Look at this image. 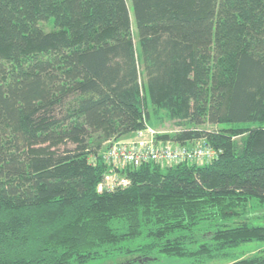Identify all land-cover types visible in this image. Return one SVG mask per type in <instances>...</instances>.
Segmentation results:
<instances>
[{
  "label": "trees",
  "instance_id": "1",
  "mask_svg": "<svg viewBox=\"0 0 264 264\" xmlns=\"http://www.w3.org/2000/svg\"><path fill=\"white\" fill-rule=\"evenodd\" d=\"M164 115L182 129L157 142L216 157L100 191L108 140ZM258 208L264 0H0V264L204 262L264 241Z\"/></svg>",
  "mask_w": 264,
  "mask_h": 264
},
{
  "label": "built area",
  "instance_id": "2",
  "mask_svg": "<svg viewBox=\"0 0 264 264\" xmlns=\"http://www.w3.org/2000/svg\"><path fill=\"white\" fill-rule=\"evenodd\" d=\"M147 131H152L150 138ZM135 141L122 142L111 139L107 142L102 156L109 165L104 178L99 185L100 191H112L118 187L126 186L129 180L122 174L128 165H139L142 162L152 161L163 165H176L178 163H189L205 165L216 157V151L206 142L196 146H188L183 143L168 140L157 142L158 131L147 125L144 129L134 133Z\"/></svg>",
  "mask_w": 264,
  "mask_h": 264
},
{
  "label": "rangeland",
  "instance_id": "3",
  "mask_svg": "<svg viewBox=\"0 0 264 264\" xmlns=\"http://www.w3.org/2000/svg\"><path fill=\"white\" fill-rule=\"evenodd\" d=\"M41 25L46 29L49 30L51 29V27L53 26L52 23L50 22H42ZM150 127H152L153 129H155L156 131H158L160 133V135H164V134H173L179 130H181V126L177 125L175 122L169 120L165 115L163 119H155L153 118L152 121L149 123ZM201 128L204 129H208V130H214L217 129L218 127L216 125L213 124H205L203 125ZM147 136L150 138L152 131H147ZM135 134H129L124 136L121 139H117L112 137L111 139H117V140H121L122 142H131V141H135L134 136ZM109 141V140H108ZM173 142H177L176 145H182L180 141H175V140H171ZM107 142V141H106ZM104 141L103 146L105 147V143ZM206 141L204 139L201 140H194V141H187L183 144L188 145V146H196L199 144H204ZM65 146H62V149H64ZM58 151V149H56L55 147L51 148V151ZM60 150V149H59ZM262 209H256V211L258 213H264V210ZM257 215V214H256ZM250 216L252 219H248L250 221H254L256 224L260 223L263 224L264 220L259 218L254 220V216L255 213H250ZM254 253H264V241H253V242H247L244 244H241L240 246L234 248L233 250H231L230 254L228 255H224L221 257H217L214 259H210L204 262H197L193 259H183V258H171V257H167V256H161V260L158 262H150L149 264H228L230 263L232 260H234L235 258H243L246 256H250ZM117 261L118 263H121L122 261H124V258H120L117 260H113V259H102V260H93L90 261L86 264H114V262Z\"/></svg>",
  "mask_w": 264,
  "mask_h": 264
}]
</instances>
